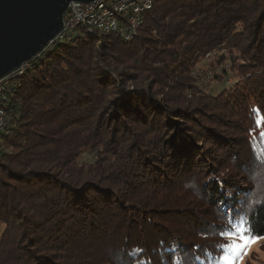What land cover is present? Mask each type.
Listing matches in <instances>:
<instances>
[{
  "label": "trees",
  "instance_id": "trees-1",
  "mask_svg": "<svg viewBox=\"0 0 264 264\" xmlns=\"http://www.w3.org/2000/svg\"><path fill=\"white\" fill-rule=\"evenodd\" d=\"M139 17L131 37L80 26L8 81L0 264H223L241 219L264 237V0ZM212 53L237 77L217 94L193 75Z\"/></svg>",
  "mask_w": 264,
  "mask_h": 264
},
{
  "label": "water",
  "instance_id": "water-1",
  "mask_svg": "<svg viewBox=\"0 0 264 264\" xmlns=\"http://www.w3.org/2000/svg\"><path fill=\"white\" fill-rule=\"evenodd\" d=\"M74 1L95 0H0V80L60 38Z\"/></svg>",
  "mask_w": 264,
  "mask_h": 264
},
{
  "label": "bare ground",
  "instance_id": "bare-ground-1",
  "mask_svg": "<svg viewBox=\"0 0 264 264\" xmlns=\"http://www.w3.org/2000/svg\"><path fill=\"white\" fill-rule=\"evenodd\" d=\"M106 1L108 2L109 0H95L87 3V9L83 10V18H76L70 23H65V29L60 38H62L65 34L73 33L80 25H87L90 27L93 26L105 32L119 31L121 34H126L127 37H131L132 33L138 27L140 18L139 13H141L144 9L146 10L150 8L152 5V0H111V3H106ZM77 5H86V3L77 1L72 2L65 14V17H69V9ZM130 24L132 25L129 31L128 25ZM21 68H19L18 71L21 70ZM21 73L22 71H19L15 75L18 76ZM5 78L0 80V133L5 131L10 123L9 113L4 112L7 110L6 106L9 101L7 97V92L9 91V88L7 89V84L10 77L8 79ZM2 149L3 146L0 141V152Z\"/></svg>",
  "mask_w": 264,
  "mask_h": 264
},
{
  "label": "rangeland",
  "instance_id": "rangeland-1",
  "mask_svg": "<svg viewBox=\"0 0 264 264\" xmlns=\"http://www.w3.org/2000/svg\"><path fill=\"white\" fill-rule=\"evenodd\" d=\"M106 3H111V0H109L108 2L106 1ZM80 26H83V25H80ZM80 26H78V27H80ZM92 28H95V27L92 26ZM95 29H97V28H95ZM98 30H101V29H98ZM103 32H105V31H103ZM215 56H217L216 53H212V54L206 56L204 58V60H202L197 65V67L194 69L193 75L197 76L199 78L198 79V85L203 90H205L206 92H212L214 94H217L218 92H220V90L227 83L232 82L233 80H236L237 77H229L226 81L216 80L214 78L215 72H219L221 70L220 69L221 65L217 64L216 60H213L215 58ZM212 61L215 63L214 65L211 63ZM24 68L25 67H22L21 70H19V71L23 72ZM19 71L18 70H17V72L15 71L14 73L9 75L5 79H8L9 77L11 79L14 76H17L15 74H17ZM259 125L262 129H264V121L262 120V118L259 121ZM198 131L203 132L204 130L202 131V129H198ZM0 139H1V135H0ZM2 146H3V143H2ZM3 148H4V146H3ZM2 151H3V149H2ZM91 159L92 158L90 156H88V155L85 156V160H91ZM4 227H5V224L0 222V236H1L2 231L4 230ZM233 242H242L240 236L231 235L229 245H231ZM225 255H230V254L226 251L222 255V257H224ZM221 261L223 262V264H226L225 260L221 259ZM236 264H264V237L260 238L255 243L250 244L247 247V249L245 250V253L243 255L242 260H237Z\"/></svg>",
  "mask_w": 264,
  "mask_h": 264
},
{
  "label": "snow or ice",
  "instance_id": "snow-or-ice-1",
  "mask_svg": "<svg viewBox=\"0 0 264 264\" xmlns=\"http://www.w3.org/2000/svg\"><path fill=\"white\" fill-rule=\"evenodd\" d=\"M252 229L248 226V222L244 219L240 220V223L234 226V230L229 233L222 232L221 235H238L241 238L242 242H233L231 245L222 246L226 247L227 252L230 255H225L221 257V259L226 261V264H236L237 260H242L243 255L247 247L255 243L260 239L259 236H255L251 234Z\"/></svg>",
  "mask_w": 264,
  "mask_h": 264
},
{
  "label": "built area",
  "instance_id": "built-area-1",
  "mask_svg": "<svg viewBox=\"0 0 264 264\" xmlns=\"http://www.w3.org/2000/svg\"><path fill=\"white\" fill-rule=\"evenodd\" d=\"M86 9H87V3L86 5H77L75 7H71V9H69V17H65V23H70L73 19L76 18H83V10ZM131 25L132 24L128 25L129 31ZM4 112H8V110H5Z\"/></svg>",
  "mask_w": 264,
  "mask_h": 264
}]
</instances>
